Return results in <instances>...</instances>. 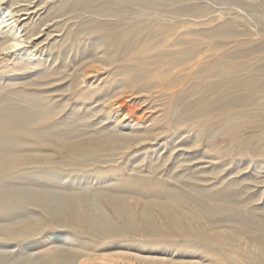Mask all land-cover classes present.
<instances>
[{
	"label": "rangeland",
	"instance_id": "374dc122",
	"mask_svg": "<svg viewBox=\"0 0 264 264\" xmlns=\"http://www.w3.org/2000/svg\"><path fill=\"white\" fill-rule=\"evenodd\" d=\"M18 1L19 2H17L13 6L14 8L16 7L33 9L35 7H39L43 9V13H45L44 24L42 25V20L36 17L30 21L28 29L29 31L27 32L30 33L31 31L32 34H35L37 36L43 34L41 36L43 39L45 35L44 32L41 33V31H48L49 29L50 31L48 37L50 38L47 37L48 40H46V44L37 48L36 50L37 55L40 56L42 65L34 62L32 64H27L26 66L21 64L20 60L18 62V60H16L14 57H11L8 61L6 57L4 58L3 55H0V96H3L10 91L16 92L17 90V92L23 94H33L35 92V94L39 93L40 95L42 93H48L49 100L47 101H49V105H51V108L55 110L49 116L39 120L37 126L40 125L41 127H43L58 124L61 125L62 122H65L68 119L70 120L71 117L73 119L71 120V122L73 123L62 128L67 129L73 126L72 128L87 129L86 133L83 134V136L81 135L82 133H80V136H77L74 139L61 140L59 142H39L37 141V138H29L31 140V143L28 144L29 146L27 145L28 147L25 148L24 152L22 153L23 156H21L19 159V166L16 170L14 169L8 174L16 176L17 178L22 175L19 178H21L23 181L26 180L25 183L41 181V183L43 182V187L45 185L44 188L46 189L48 188L47 186H49V189L53 188L52 190L55 191L59 187L60 191H57L61 193L62 191H64L63 194L68 192V195H49L48 197V194H45V196H40L39 199H33L32 201L27 202L26 205H24V203L17 208V211H15L17 213L15 215H18L16 218L18 222H5L2 221V219L0 220V224L2 225V227L6 228L5 230L7 232L10 231L8 234L0 233V252H2L0 253V264H15V262L16 264H23L30 257L31 253L34 254V257L40 256L41 253H44L45 251H48L52 248V246L54 245L52 237L55 236H65L68 239L66 244L67 246L61 245L62 250L69 249L68 251H71L72 249H74L71 252L76 255H80V259L73 262L72 264H83L80 263L82 257H84L82 258L83 260L89 259L87 260L88 262L97 264V261L101 260L103 256L111 259H113L114 257L113 260H124V263L127 264H170L169 262H171V264H176V262L177 264H213V262H215L214 252L212 253L211 251L207 250L210 248L209 245H205L201 241H198L200 240L199 235L201 232L211 231L208 229L219 231V235L223 238L222 245L224 249L229 250V247H235L234 249H237V251H239L240 249V254L243 258H240L241 256L240 254H238V261L241 262L240 264H264V228L258 227V225L247 226L245 224L244 226V223L241 221L239 222V217H237L239 216V214H244L245 216L248 215L252 218V220H255L256 222L257 219L260 220V216L261 218L264 216V212H262L264 211V189H261L262 187L259 185L255 187V182L253 181V179L255 180V178H252L254 175L256 179H261L264 177V153L258 154V152H255L259 140L255 138L253 139L252 137L257 136L263 131V129H261L259 126L264 124V117H250L249 119H247V121L246 119L242 120L240 125L241 128H239V131L236 130L238 132L231 131L230 133V131L226 130L225 128V130H223L222 127L217 130V127H213L211 130L212 136H202L200 144H198L197 142H193L191 139L195 137L196 133L201 132V128L198 126H194V124H190L188 126L186 124V127L183 126L178 128V130H175L176 134H173V137L171 138L172 141H170L169 139L163 140L160 142L161 145L158 144V147H156L155 149H153V147H151L150 145V148L148 150H145L146 152H142L143 150H138V147L136 144H134V142H131L130 144L122 143L121 138H116L117 140L113 139L112 142L114 143H112L110 142L111 139L109 141V136H106L105 134L97 135L93 132L92 128H98L101 130L105 129V127H107L108 125H113V122L116 119L114 115L115 113H112L111 115V113H109L108 111L111 105L110 100L104 99L102 101L96 102L97 99L103 96L101 86L97 84V79L104 73L98 74L94 79V82L93 80L86 79V77L80 70L83 68V66H85L86 63L91 60L88 56L89 50L95 48L97 44L100 43V40L106 38V35L114 30H112V28H109L106 29V31L102 30L97 32L93 28V33L90 28L92 29V27L95 26V23L96 25L97 23H100L97 25L99 26L103 21L104 22L102 24L110 23L111 21H122L130 19L131 17H134L136 19L138 17L139 19V16L141 14L149 13L147 14V17L149 16L153 19H151L150 23L147 22L144 25H147L149 23L152 29H160L161 31L170 28L172 23H178L180 25L184 24L187 26L189 25L191 28L189 29L193 31V33L189 37L193 38H201L200 34L195 33V31L207 30L224 22L229 23L231 25V29H229L231 33H228L229 35L227 36H219L216 40L217 42H220V44L224 45L222 46L221 50L231 51L235 48L237 50L243 48L245 50L250 49L251 52L254 50L256 51L249 58L243 57L234 63L236 64L235 66L239 67H237L238 69L236 73H232L230 77L238 75L239 77L245 78L251 71L249 69L256 68L255 70L258 73L260 71L259 69L264 65V50L259 51L264 49V0H180V2L177 3H167V10L170 9V12H167L166 10H151V12H147L141 9L135 3L122 0H88L89 3L87 2V0ZM187 7L202 8V12H200L202 17L195 19V17L192 16L191 19H185L188 18L189 15H186L184 17L180 14L177 17V15H175V13L173 12L176 11V9L180 10L181 8ZM109 14H111V16H108ZM3 15L6 14L4 10H1L0 23ZM123 26L125 27V25ZM123 26L119 28L122 29L124 28ZM119 28H116L115 30L120 31L121 29ZM184 30H187V28H185ZM103 31H105L106 33ZM101 32H103V34ZM108 40L110 41V39ZM261 41L263 46L260 44ZM10 42L11 41L9 40L0 41V49ZM248 44H250V46ZM212 45L213 44H210L209 41H207V43H202V47L205 49H208V47ZM105 46V48H103V46L100 45L98 49L96 48V52L100 54H102L103 52L105 53L102 54L101 58L103 59L107 56V54L109 55L111 53V47H108V45ZM106 49L108 50L107 53ZM112 50L113 47L111 51ZM92 63L94 65H97L98 67H101L100 62ZM117 63L121 64L120 62ZM117 63H114L111 66L112 68L109 67L110 69L108 68V70H112L113 68L118 66L119 64ZM237 63H239V65H237ZM240 64L242 68L240 67ZM44 67L62 72L39 79L36 75L40 74L41 76V72L43 71ZM193 76H195V73L192 74V77ZM35 77L39 79V81L37 80L39 82L38 85L36 83H32V81L36 80ZM49 78L51 82L49 81ZM248 78L250 79L251 77H247L246 79ZM43 79L46 83H50L44 84L42 81ZM10 82L12 86H10ZM207 82L209 83L210 80L208 79L205 84H208ZM8 83L9 85H7ZM144 84L145 83L138 84L133 88V90L131 91L133 93L132 97L141 99L146 95L154 96L156 94L158 88L152 89L148 94L143 91L138 94L137 91H141ZM94 90L95 92H97L93 93ZM85 91L88 92L86 93ZM121 91L120 92L124 94V90ZM83 92L85 93L83 94ZM91 93H93L94 95L92 96ZM80 94H82L83 96H80ZM91 105L93 106V108ZM87 107L91 109L90 112H87ZM99 108H101V110L97 112ZM32 109L35 110L38 108ZM75 109H78V114L73 113ZM91 112L92 114H90ZM226 112L227 110H224V112L221 111L219 113H215L213 117L218 116L219 114L222 115L223 113L226 114ZM76 119L79 120L75 121ZM244 124L247 125L244 126ZM192 126L194 128H192ZM117 129L120 131L119 127ZM124 132L133 134V131ZM170 132L172 134L174 131L171 130ZM214 133H218L216 137H213ZM187 137H190V140L188 141L190 145L187 144L189 147L188 149H192L194 147H197L198 145V150L200 152L203 153L204 150H208L210 154H212L213 156H218L219 159L212 160L206 157L207 159H205V162L198 165L196 168L195 160L191 162L180 161L179 163H177L179 157H176V159L174 156L176 151L174 149L171 150L173 141L181 143V141H183ZM106 138L108 139L106 140ZM247 139L249 140V142ZM98 140H101L102 142L106 141L109 143L101 146V144H98ZM239 140L241 143H239ZM169 141L171 143H169ZM243 142L244 144H247L241 145ZM84 146L85 148H81ZM106 150H108V152ZM173 151H175V153ZM255 153H257L258 155ZM153 165L154 167L156 165V167L154 168ZM192 168H195L198 173L201 171V169H205L206 171L205 173L202 171L198 175L197 173L193 175V173L191 172ZM133 172H135V174ZM122 174L125 176H123ZM141 175L144 178L140 177ZM177 175H180L178 176L179 178L177 177ZM25 177L28 178L26 179ZM35 177H37V179ZM45 177H47L48 179ZM148 177L149 179H147ZM244 177H246L248 182L246 179H244ZM133 179H135V181L137 180L136 182H139L135 183ZM22 180L20 181L21 183L23 182ZM183 180L184 182H182ZM235 180L237 182H235ZM52 181L54 182V184ZM112 182L114 185L111 188L123 190V200L116 201V199H112L111 196H108L106 195V193L104 194L99 190L101 186L106 183H111V186ZM168 182L170 185L174 184L175 188H178V191L181 193L177 198L167 200L166 203H163L165 201L163 199H159L156 201L155 198L152 199V196L143 193L150 192V190L156 191L157 187H164L165 185L169 186ZM179 182H181V184ZM230 182L231 184L234 183V186L231 185ZM56 183L60 185L57 186ZM153 184H155L156 187ZM55 185L57 186V188H55ZM136 187H138V189ZM227 187H229L230 189L232 188L231 191H235L233 193L234 196H232V199L229 200V203L223 201L212 202L209 199L210 193L206 192L205 195L204 192H202L205 191L204 188H206V190L210 188V192L214 193ZM79 188L81 190H79ZM127 188L128 190L126 191ZM196 189H202V191L200 190L197 192ZM92 192L94 193L92 194ZM79 193H83L86 196V200L84 202H77V200L75 199L77 198L75 196H77ZM183 193H186V195L184 196ZM70 195H72V197ZM197 199L200 200L198 201ZM38 200H41V202H37ZM46 200L48 204H43L42 201ZM70 200L72 205L68 204ZM200 203L202 205H200ZM203 203H205L207 207L204 206ZM145 204L148 209L147 213L144 212L143 209ZM258 207L261 209V212H259L260 209ZM215 208L218 210L221 209L222 212H218L216 215L217 217L214 216L215 218H213V216L209 215L208 212ZM119 211H121L120 214H117V212ZM251 212L252 214L254 213V215H252ZM201 213H205L208 217H210L208 218L205 214L201 215ZM222 213L224 215L226 214V217H224ZM219 216L221 219L219 218ZM253 216L255 219H253ZM140 218H142V220ZM96 219L99 220L96 221L97 223L94 222V220ZM100 220L102 222H100ZM187 220L190 223H188ZM220 220L222 221L219 222ZM173 222L178 223V226ZM161 223L163 226L161 225ZM97 224H99V226ZM150 226L154 230L151 231ZM168 227L170 229H168ZM117 228H119L120 230ZM163 228L166 229L164 230ZM137 230L138 234L136 233ZM148 231L150 233L149 236ZM153 231L155 233H153ZM166 231H168L167 233L169 234V237L168 234H165ZM191 232H193V234ZM180 234H183V236ZM189 236L192 237L189 238ZM183 237L184 239H182ZM193 237L196 239H194ZM202 244H204L205 246ZM200 246L202 247L201 250ZM85 252H87L88 254H86ZM122 253H124V256L120 257ZM117 254L121 255L118 256ZM139 254L141 255L139 256ZM133 256L136 257L133 258ZM20 258L22 261L20 260ZM165 260L167 261L166 263L164 262ZM211 260L213 261L211 262ZM222 261H230L227 254H223ZM228 262L227 264H229Z\"/></svg>",
	"mask_w": 264,
	"mask_h": 264
},
{
	"label": "bare ground",
	"instance_id": "6f19581e",
	"mask_svg": "<svg viewBox=\"0 0 264 264\" xmlns=\"http://www.w3.org/2000/svg\"><path fill=\"white\" fill-rule=\"evenodd\" d=\"M122 1H130L132 3H135L137 6H139L141 9H143L147 12H149V11L151 12V10H155V11H165L166 10L167 12H170L169 11L170 9L167 10V7H168L167 3L180 2V0H122ZM17 2H19V1L18 0H12V1L11 0H0V11L4 10V12L6 14V15L2 16V20L0 23V25H2V26H0V41H3V40L11 41L10 43L6 44V46H3L4 44L2 45L3 47L0 49V55H3L4 58L6 57L8 61L11 57H14L16 60H18V62L20 60V63L23 65H26V66H27V64H32L34 62H36L37 64H41L40 56L37 55L36 50H37V48L46 44V40H48V38H50V37H48L50 30L48 29V31H46V30L41 31V33L44 32V35L46 36V37L44 36L43 39L41 37L43 34L40 33L41 35L37 36L35 34H32L31 31H30V33H28L27 31H29L28 29H29L30 21L36 17H38L42 20V23L41 22L40 23L43 25L44 19H45V15H44L45 13H43L44 12L43 9H41L39 7L38 8L35 7L33 9L16 8V7L14 8L13 6ZM87 2H88V0H87ZM201 9L202 8H190V7L188 8L187 7V8H181L180 10L176 9V11H173V12L175 13V15H177V17L181 14L184 17L186 15H189L188 18H185V19H189V18L191 19L192 16H194L195 19H197V18L202 17V15L200 13V12H202ZM6 11H7V13H6ZM145 11H143V12H145ZM147 14H149V13L141 14L140 15L141 17L139 16V19L137 17L138 20L134 17H131L130 19H126V20H122V21H119V20L118 21L116 20L117 22L111 21L112 23L110 22V23L102 24L104 22L103 21V22H101V25L97 26L100 23H97V25L95 23V26L92 27V29L90 28V30H92V32L94 33L93 28L95 29V31L98 32V31H102V30L106 31V29H109V28H112V30L113 29L115 30L116 28H119V27L125 25V27L123 26L124 28H122V29L119 28V29H121L120 31L115 30L116 31L115 32L113 30L112 32L108 33L106 35V38L102 39L103 41L100 40V43H98L95 48H93L92 50H89L88 56L91 60L88 63H86L82 69H80L82 71L83 75L86 77V79L93 80V81L97 77L98 74L104 73V74H102V76H100L97 79L98 80L97 84L101 86V91L103 92V96L101 98L97 99L96 102L102 101L104 99L110 100L111 105H110L108 111H109V113H111V115H112V113H115L114 115H115L116 119L113 122L114 124L108 125L107 127H105V129H101V130L98 128H94V129L92 128V130L95 134H97V135L105 134L106 136H109L110 137L109 141L111 139L110 142H112V140L116 139V138H119V139L121 138L122 143H129L130 144L131 142H134V144L137 145L138 150L142 149L143 150L142 152H144L145 150H148L150 148V145H151V147H153V149H155L156 147H158L157 145L160 144V142L163 140L169 139L170 141H172L171 138L173 137V134L174 135L176 134L175 130H178V128L183 127V126L186 127V124H187V126L190 124H194V126H196V127L198 126L201 128V132L196 133L195 137L193 139H191L193 142H195V143L197 142L198 144H200L202 136H204V135L212 136L211 130L213 127H217L218 128L217 130H219L222 127L223 130L226 129V130L230 131V133H231V131H236V130L239 131V128H241L240 127L241 121L244 119H246V121H247V119H249L250 117L251 118H263L264 117V65L259 69L260 73L256 72V70H255L256 68L254 69L252 67H249V68H252V69H249V70H251L249 75L247 74L248 75L247 77H251L250 79L249 78L246 79L247 77H245V78L239 77L236 74H235L236 76L230 77V75L232 73L233 74H234V72L236 73V71L238 69L237 67H239V66H235L236 64H234V63L237 60H239L240 58H243V57L249 58L256 51L254 50L251 52L250 49L245 50L243 48L238 49V50L235 48L231 51L230 50H221L222 46H224V45H222V44H220V42L216 41L219 36H227V35H229L228 33H231V31H229V29H231V25L229 23L224 22L225 24L220 23L219 25H216L215 27L207 29V30L195 31V33L200 34L201 38H193V37H189L193 33V31L190 30L191 28L189 25L187 26L184 24L180 25L178 23H172V24L169 23V24H171V27H170L171 29L168 28L164 31H161L160 29L159 30L152 29L149 23L151 22V19H153V18L149 17V16L147 17ZM108 16H111V14H109ZM147 22H149V23L147 25H144ZM90 25H91V23H90ZM87 28H89V27H87ZM185 28H187V30H184ZM105 31H103V32H105ZM103 32H101V33L103 34ZM239 34H241V33H239ZM108 39H110V41ZM207 41H209L210 44H213V45L208 47V49H205L202 47V43H205V42L207 43ZM260 44L262 45V41ZM100 45L103 46V48L106 47L105 45H108V47L109 46L111 47L110 48L111 53L109 55L107 54V56L104 57V59L101 58L102 54H105L104 52L102 54L96 52V50L98 49V47ZM248 45L250 46V44H248ZM263 45H264V41H263ZM112 47H113V50L111 51ZM246 49H247V47H246ZM263 50L264 49L259 50V51H263ZM107 52H108V50L106 51V53ZM210 57H212V58H210ZM263 61H264V59H263ZM92 62H100L101 67L94 65ZM117 62H120L121 64H119ZM114 63H117L119 65L116 66L115 68H113L112 70H108V68L111 67ZM233 64H234V66H233ZM237 65H239V63H237ZM240 67H241V64H240ZM258 68H259V66H258ZM59 72H62V71L52 70L51 68L44 67L43 71L41 72V76H40V74L36 75V76L39 79L40 78L42 79V78H46V76H50L52 74H59ZM193 73H195V76L192 77ZM31 77H33V76H31ZM38 78L35 77L36 80L32 81V83L33 84L36 83L38 85V83H39ZM208 79L210 80V82L209 83L207 82L208 84H205V82ZM42 81L44 84H48L51 82L50 78H49L50 82L46 83L44 81V79ZM142 83H145V84L143 85V88L141 89V91L140 90L137 91L138 94L142 91L145 92L146 94H148L152 89L158 88V90L156 91V94L154 96L146 95L145 97H143L141 99H137L136 97H132L133 93L131 91L133 90V88L136 85L142 84ZM10 84H11V82H10ZM28 84H30V83H28ZM92 84H94V83H92ZM7 85H9V83ZM10 86H12V84ZM95 90L93 93L97 92V91L95 92ZM121 90H124V94L121 93V92H123ZM17 91L16 92L10 91V92H7L5 95L0 96V211H1L0 220L2 219V221H5V222L6 221H8V222L17 221L16 218L18 215H15L17 213V212H15V211H17V208L24 203H25L24 205H26L27 202L32 201L33 199H36V200H37V198L39 199L40 196L41 197L45 196V194H48V197H49V195L50 196H52V195H58L59 196L61 194L62 195H68L67 194L68 192L63 194L64 191H62V189H61L62 193L59 192L60 191L59 187L55 191L52 190L53 188L49 189V186H47L48 188L46 189V188H44L45 185L43 187V185H42L43 182L41 183V181L40 182L36 181L37 183H41V184H37L35 181L25 183V181H26L25 179H24L25 181H23L21 178H19L22 175H20L17 178L16 176H12L11 174L10 175L8 174L12 170H14V169L16 170L17 167L19 166V164H20L19 159L21 156H23L22 153L24 152L25 148H27L29 146L28 144L31 143V140L29 138H31V137L37 138L38 139L37 141H39V142H47V141L59 142L61 140L74 139L77 136H80V133H82L81 135L83 136V134L86 133V129H87V128L84 129L83 127H81L83 129L72 128L73 127L72 125H71L72 129L70 127L67 129L62 128L65 126H69L71 123H73V122H71V120H73L71 117H70V120L68 119L65 122H62L61 125L58 124V125H50V126H43V127H41L40 125H39L40 127L37 126L39 120L43 119L44 117L49 116L55 110V109L51 108V105H49V101H47V100H49L48 99L49 98L48 93L47 94L42 93L43 95L40 94V95H42V96H40L39 93L35 94L34 91H33L34 92L33 94L32 93L26 94L25 92H24L25 94H23V93H19ZM85 92H83V94ZM93 93H91L92 96L94 95ZM81 95L82 94H80V96ZM39 97H41V98H39ZM87 97H89V96H87ZM88 99H90V98H88ZM52 100H50V101H52ZM85 100H87V99H85ZM32 108H38V109L33 110ZM87 108H88L87 112L88 111L90 112L91 109L89 107H87ZM92 108H93V106H92ZM101 108H99L97 112H99L101 110ZM57 110H60V109H57ZM224 110H227L226 114H224V113L222 115L217 114L218 116L213 117V115L215 113H219L221 111L224 112ZM77 112H78V109H75L73 111V113H77ZM92 112L90 114H92ZM85 119H87V118H85ZM78 120L79 119H76L75 121H78ZM246 121H244V122H246ZM245 125H247V124H244V126ZM118 127L120 128V131L117 129ZM259 127L261 129H263V131L261 133H259L257 136H252V137H253V139L255 138V139L259 140V143H258V146H257L255 152H258V154H263L264 153V124L260 125ZM192 128H194V127L192 126ZM88 129H89V127H88ZM171 130L174 131L172 134L170 132ZM124 131H133V134L125 133ZM186 131H188V130H186ZM238 131H236V132H238ZM185 133H187V132H185ZM217 134L218 133H214L213 137H216ZM107 139L108 138H106V140ZM189 140H190V137H187L183 141H181V143H177L176 141H173V145L171 144L172 145L171 150L174 149L176 151V153H175V151H173L175 153V155H174L175 158L179 157L177 163H179L180 161L191 162V161L195 160V162H196L195 168H196L198 165L204 163L205 159H207V158H210L212 160L219 159L218 156H213L212 154H210V152L208 150L207 151L204 150L203 153L200 152L198 150L199 149L198 145H197V147H194L192 149L191 148L188 149L189 147L187 144H189V142H188ZM170 141H169V143H171ZM248 142H249V140H248ZM107 143H109V142H106V141L102 142L101 140H98V144H101V146L102 145L104 146ZM112 143H114V142H112ZM239 143H241L240 140H239ZM243 144H244V142L241 145H243ZM246 144H244V145H246ZM61 145H63V144H61ZM88 147H91V146H88ZM81 148H85V146L81 147ZM123 148H124V146H123ZM75 149H77V148H75ZM106 151L108 152V150H106ZM109 152H110V150H109ZM115 152H117V151H115ZM259 152H262V153H259ZM98 153H99V151H98ZM220 153H221V151H220ZM255 154H257V153H255ZM89 155H91V154H89ZM235 155H233V156H235ZM180 156H182V157H180ZM85 157H86V155H85ZM67 158H69V157H67ZM87 158H88V156H87ZM28 159H29V157H28ZM28 159H26V160H28ZM70 159H72V158H70ZM21 162H22V160H21ZM153 167H154V165H153ZM155 167H156V165H155ZM195 168H192V171H191L193 173V175L195 173H197V175H198L202 171L205 173V171H206L205 169H201V171L198 173V171ZM133 173L135 174V172H133ZM123 176H125V175H123ZM178 176H180V175H177V177ZM254 176L252 177V178H255V180L253 179V181L255 182L254 186L256 187L259 185L262 187L261 189H264V177L261 179L260 178L256 179V177H254ZM140 177L144 178L142 175ZM23 178H24V176H23ZM35 178L37 179V177H35ZM45 178H47V177H45ZM38 179H39V177H38ZM136 179H137V177H136ZM147 179H149V177ZM173 179H174V176H173ZM244 179H246V177H244ZM21 180L24 183L23 182L21 183L20 182ZM126 180H127V178H126ZM133 180L135 181V179H133ZM136 181H135V183L139 182V181L138 182H136ZM152 181H154V180H152ZM131 182H133V181H131ZM182 182H184V180ZM235 182H237V181L235 180ZM247 182H248V180H247ZM162 183H163V181H162ZM164 183H165V181H164ZM179 183L181 184V182H179ZM53 184H54V182H53ZM106 184L101 186V188L99 189L100 191H102V193H104V194L106 193V195L111 196L112 199H116V201L124 199L123 198L124 193H123L122 189H121L122 190L121 191V190L111 188L114 185L113 182H112L111 186H110L111 183H109L107 185ZM139 184H141V183H139ZM151 184H152V182H151ZM155 184H153V185H155ZM230 184H231V182H230ZM230 184H229V187H230ZM59 185L57 184V186H59ZM168 185L169 186L165 185L164 187H157L156 191L150 190V192H143V193L152 196V199L155 198L156 201L159 199H163V200H165L163 203H166L167 200L175 199L181 193L178 191V188H175L174 184H172L173 185L172 186L168 182ZM231 185L234 186V183H232ZM57 186L55 188H57ZM149 187H151V186H149ZM155 187H156V185H155ZM190 187H192V186H190ZM229 187L224 188L223 190L221 189L218 192H214V193L210 192V190H209L210 188L208 190H206V188H204L205 191H202V189H200V190L202 192H204L205 195H206V192H209L210 193L209 199L212 202L223 201V202L229 203V200L232 199V196H234L233 193L235 192V191L233 192V190L231 191L232 188L230 189ZM94 188H95V186H94ZM136 188L138 189V187H136ZM216 189H214V190H216ZM57 190H59V191H57ZM79 190H81V189L79 188ZM127 190H128V188L126 189V191ZM200 190L196 189L197 192ZM142 191H145V190H142ZM94 192H92V194ZM202 192H200V193H202ZM90 193H91V191H90ZM185 195H186V193L184 194V196ZM70 196L72 197V195H70ZM75 197H77V198H75L77 200V202H84L86 200V196L83 193H79ZM187 197H188V195H187ZM149 201H151V200H149ZM37 202H41V200H38ZM42 202H43V204H48L47 200L42 201ZM126 202H127V200H126ZM49 203H52V202H49ZM205 203H203L204 206H206ZM68 204L72 205L71 200L68 202ZM197 204H199V203H197ZM206 204H208V203H206ZM200 205H202V204L200 203ZM38 206H39V204H38ZM24 207H26V206H24ZM217 208H220V207H217ZM104 209H107V208H104ZM143 209H144V212L147 213L148 209L146 207V204H145ZM120 212L121 211L117 212V214L118 213L120 214ZM218 212L221 213L222 210L221 209L218 210L215 208L208 213H209V215H212L213 218H215V217H217L216 215ZM259 212H261V209L259 210ZM262 212H264V211H262ZM204 214L205 213H203V214L201 213V215H204ZM251 214H252V212H251ZM251 214H250V216H251ZM134 215H135V213H134ZM252 215H254V213ZM173 217H174V215H173ZM224 217H226V214L224 215ZM237 217H239V222L241 221L244 223V224L241 223L244 226H245V224L247 226H252V225L257 226L258 225V227L264 228V219H263L264 216L262 218L260 216V220L257 219L256 222H255V220H252V218L249 217L248 215L245 216L244 214L243 215L239 214V216H237ZM181 218H182V216H181ZM219 218H220V216H219ZM93 219H94V216H93ZM97 219L94 220V222L99 221ZM140 219L142 220V218H140ZM211 219H212V217H211ZM253 219H255L254 216H253ZM101 220H100V222H102ZM125 220H126V218H125ZM222 220H220L219 222H221ZM212 221H214V220H212ZM188 223H190V222L188 221ZM206 223H208V222H206ZM176 224L178 226V223H176ZM191 224H193V223H191ZM97 225L99 226V224H97ZM155 225H156V222H155ZM161 225H162V223H161ZM110 226H112V225H110ZM5 229L6 228H3L2 225L0 224V233H7L8 234L10 232V231L7 232ZM117 229H119V228H117ZM168 229H170V228L168 227ZM152 230H154V229H152V227H151V231ZM208 230H211V231L210 232H207V231L204 232L202 230L204 233L203 232L200 233V235H199L200 240H198V241H201L205 245H209L210 248L207 250L211 251L212 253L214 252V254H215L214 255L215 256L214 261L215 262H213V264L214 263H216V264H221V263L227 264L228 261H226V262L222 261L223 254L228 255V257L230 259V261L228 262L229 264H240L241 262L238 261L239 260L238 254H240V252H241L240 249H239V251H237V249H234L235 247L234 248L229 247V250L224 249L223 245H222L223 238L219 235L220 234L219 231H216L214 229H208ZM179 231H181V230H179ZM167 232L168 231H166L165 234H168ZM171 232H172V229H171ZM136 233L138 234V230ZM148 233H149V231H148ZM153 233H155V232L153 231ZM191 233L193 234V232H191ZM149 235H150V233L148 234V236ZM180 235L183 236V234H180ZM184 236H185V234H184ZM168 237H169V234H168ZM171 237H173V236H171ZM191 237L189 236V238H191ZM182 239H184V237ZM194 239H196V238H194ZM67 240L68 239L65 236L52 237V241H53L54 245L52 246L51 249H49L48 251H45L44 253H41L40 256H36V257H34V254L31 253L30 257L23 264H72L73 262L80 259V255H76V254L72 253L71 251L74 249H72L71 251H68L69 249L68 250L67 249L66 250L61 249L62 246L67 244ZM194 244H192V245H194ZM204 244H202V245H204ZM199 245H198V248H199ZM91 248H93V247H91ZM203 248H205V247H203ZM201 249H202V247L200 248V250ZM41 250H43V249H41ZM25 251H27V250H25ZM0 253H2V252H0ZM85 253L88 254L87 252H85ZM200 253H202V252H200ZM26 254H28V253H26ZM103 255H105V254H103ZM119 255H121V254H119ZM140 255L141 254H139V256ZM123 256H124V253H122V255L120 257H123ZM205 256H206V254H205ZM214 256H213V258H214ZM240 256H241V254H240ZM103 257L101 258V260L97 261V264H127V263H124V260H121V261L120 260H113L114 257H113V259L106 258V257L103 258ZM134 257H136V256H133V258ZM142 257H141V259H142ZM21 258H20V260H21ZM82 258H84V257H82ZM82 258H81L80 263L95 264V263L88 262L87 260H89V259H87L86 257L85 258L87 260H83ZM144 258H145V256H144ZM240 258H242V256ZM223 259H224V257H223ZM166 260L164 261L165 263L167 262ZM91 261H94V260H91ZM212 261L213 260H211V262ZM125 262H127V261H125ZM169 263L171 264V262H169ZM247 263H248V261H247ZM15 264H16V262H15ZM176 264H177V262H176Z\"/></svg>",
	"mask_w": 264,
	"mask_h": 264
}]
</instances>
